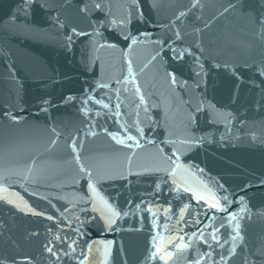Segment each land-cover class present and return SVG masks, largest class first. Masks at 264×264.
Listing matches in <instances>:
<instances>
[{
  "label": "water",
  "instance_id": "water-1",
  "mask_svg": "<svg viewBox=\"0 0 264 264\" xmlns=\"http://www.w3.org/2000/svg\"><path fill=\"white\" fill-rule=\"evenodd\" d=\"M0 264H264V0H0Z\"/></svg>",
  "mask_w": 264,
  "mask_h": 264
},
{
  "label": "snow or ice",
  "instance_id": "snow-or-ice-1",
  "mask_svg": "<svg viewBox=\"0 0 264 264\" xmlns=\"http://www.w3.org/2000/svg\"><path fill=\"white\" fill-rule=\"evenodd\" d=\"M99 7V6H98ZM181 15H183V13L181 14ZM125 38H127V37H125ZM132 43H136V40L135 39H133L132 40ZM173 51H175L174 49H173ZM181 56H182V54H181ZM129 139H131V137H129ZM89 188H93V185L90 183L89 184ZM94 190V189H93ZM187 207V206H186ZM209 207H216L217 208V210H221L220 208H219V206H218V204H209ZM49 219H51V217H49ZM113 223V221H111V220H109V221H107V224H108V227H111V224ZM213 238H215V233H213ZM235 239V238H234ZM50 252L52 251L51 249H48Z\"/></svg>",
  "mask_w": 264,
  "mask_h": 264
}]
</instances>
